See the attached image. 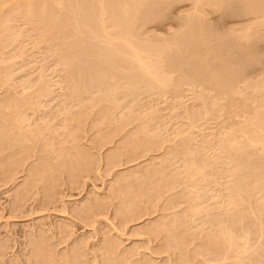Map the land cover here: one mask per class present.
Segmentation results:
<instances>
[{"label":"rangeland","instance_id":"374dc122","mask_svg":"<svg viewBox=\"0 0 264 264\" xmlns=\"http://www.w3.org/2000/svg\"><path fill=\"white\" fill-rule=\"evenodd\" d=\"M188 1L148 0L121 32L167 85L106 36L69 73L39 16L0 5V264H264V8ZM78 18L64 43L84 53Z\"/></svg>","mask_w":264,"mask_h":264},{"label":"bare ground","instance_id":"6f19581e","mask_svg":"<svg viewBox=\"0 0 264 264\" xmlns=\"http://www.w3.org/2000/svg\"><path fill=\"white\" fill-rule=\"evenodd\" d=\"M75 1V0H74ZM148 1V0H147ZM147 1H145V0H80V1H78V0H76V2H73L72 0H69V9L70 10H67V6H66V1L65 0H41V1H39V0H0V5H6L7 7L9 6L8 4H10V6L11 5H13L14 6V4L15 5H17L18 7H17V13L16 14H18V12L19 11H24L25 13H26V15H28V16H30V17H40L41 19H39L40 20V22L39 23H42L43 24V26L45 27V30L44 31H46V33H47V36L48 37H46V38H48V39H50V40H52V41H58V42H62V47H61V50H60V55L62 54V56L64 55V57H63V59H64V63H65V67H68V72L69 73H71V71L76 75H80L81 73H83V71L85 72V70H86V68H88V67H83L81 64H80V62H81V60H82V56L83 55H93L92 57L94 58V55H95V51L96 50H98L100 47H98L97 45H95V43H92V42H96L95 40L96 39H98L99 40V38H100V40L102 41V39L106 36V39H105V42H107L106 44L109 46H107V45H105L104 44V42H101L104 46H107V47H105L106 49V51L108 52H104L102 49V51L106 54H109L110 52L112 53V54H114V53H116V54H114V56L115 55H117L118 54V56L117 57H120V55L122 54V57L124 56L125 58H127L126 60H128V62H131V63H133L134 61V63L133 64H138V67L142 70H140V72H145L147 75H145V73H140V74H144L145 75V77L146 76H148V77H157V80H158V78H159V75H158V73L156 72L155 73V71H156V67H155V65H152V63H151V65H149L145 60H147V59H143V55L144 56H146V54L148 53V52H151V50L150 51H148V49L147 50H144V48H143V50L140 48V50L137 48H135L134 46V44H133V40H131V43H129V41H130V39H129V41H127L126 40V36L124 37V35L122 36V33L121 32H126V30L127 29H132V27L131 28H129L130 26H133V25H130V22L132 21V17H135L134 15H135V13H137V14H140L141 12L143 13L144 11H143V8L145 7V10H146V6L148 5H145L144 4V2L145 3H147ZM150 1V0H149ZM164 1V0H163ZM183 1V0H182ZM185 1V0H184ZM188 1V0H187ZM232 1V0H231ZM242 1H244V0H241V2ZM248 2H249V0H247ZM28 2V3H27ZM29 2H31V3H29ZM37 2H41V4H36ZM67 2H68V0H67ZM157 2V1H156ZM160 2V1H159ZM178 2V1H177ZM190 1H188V3H189ZM198 2V1H197ZM200 3H202V1H199ZM215 2H216V0H215ZM224 2V1H223ZM225 2H227V0L225 1ZM238 2V1H237ZM247 2V3H248ZM11 3H14V4H11ZM26 3V4H25ZM169 4H170V1L168 2ZM194 3V2H193ZM206 3H208L207 1H206ZM235 3V2H234ZM233 3V4H234ZM240 3V2H239ZM239 3H237V4H239ZM27 4H28V6H27ZM151 4V3H150ZM159 4V3H158ZM157 4V5H158ZM173 4H175V2L173 3ZM198 4V3H197ZM215 4V3H214ZM219 4H220V2H219ZM222 4V3H221ZM232 4V3H231ZM230 4V5H231ZM232 4V5H233ZM4 5H3V8H4ZM25 5H26V7H25ZM145 5V6H144ZM165 6H166V4H164ZM176 5H178L177 3H176ZM227 5V4H226ZM244 5H245V3H244ZM149 6V5H148ZM189 6V5H188ZM202 6H204L203 4H202ZM207 6V5H206ZM212 6V8H213V6L214 5H211ZM242 6V5H241ZM150 7V6H149ZM153 7V6H152ZM156 7V6H155ZM169 7H170V5H169ZM215 7H216V4H215ZM214 7V8H215ZM221 7V6H220ZM235 7H238V6H235ZM243 7V6H242ZM8 8H10V7H8ZM14 8V7H13ZM154 8V7H153ZM157 8V7H156ZM164 8V7H163ZM200 8V7H199ZM211 8V7H210ZM218 8V7H217ZM223 8V7H222ZM228 8V7H227ZM230 8V7H229ZM244 8V7H243ZM263 8H264V6H263V2H261V1H259V0H251V2L248 4V9H247V13L248 14H251V15H254L255 16V18L256 17H259L260 18V16H262L263 17V15H264V13H262V11H261V9L263 10ZM1 10H2V8H1ZM0 10V11H1ZM4 10H6V8H4ZM3 10V11H4ZM10 10H11V8H10ZM14 10H16V6H15V8H14ZM158 10H161V8H159L158 7ZM193 10H194V8H193ZM195 10H196V8H195ZM200 10H201V8H200ZM203 10H204V8H203ZM232 10H233V8H232ZM232 10H230V11H232ZM246 10V7L244 8V11ZM7 11V10H6ZM12 11V10H11ZM150 11V10H149ZM149 11H146V12H149ZM163 11V10H162ZM168 11V10H167ZM205 11V10H204ZM217 10H215V12H216ZM220 11V10H219ZM227 11H229V10H227ZM226 11V12H227ZM2 12V11H1ZM67 12H69L70 14H71V16H72V19H74V22H75V19H77L78 17H83V18H78V20H79V23H82V22H80V19H82V21H83V24L85 23L84 22V20L83 19H85V17H86V20H87V18H90V29L91 30H89V28L87 27V30L86 31H89V33H87L86 35H83V37H80V38H83L84 40H86L87 39V41H90V43H91V47H89L88 46V48H89V50L87 51V52H84L83 53V50H81V48L79 47V49H78V46H80L79 45V43L77 42V46L76 47H74V46H71V44L70 45H68V44H65L64 42H66L65 41V39H67L68 37H70L71 36V34H73V32H70L71 31V29H67L66 27H69V25H70V22L72 21V19L71 18H68V16L67 15H70V14H68ZM156 12V11H155ZM194 12V11H193ZM211 12V11H210ZM213 12V11H212ZM214 12V13H215ZM218 12V11H217ZM234 12V11H233ZM243 12V11H242ZM246 12V11H245ZM4 13H6V12H4ZM20 14H21V12H19ZM23 13V12H22ZM151 13H152V11H151ZM157 13V12H156ZM161 13V11L158 13V14H160ZM164 13V12H163ZM213 13V14H214ZM235 13V12H234ZM261 13L263 14V15H261ZM1 14H3V13H1ZM8 14H9V11H8ZM11 14V13H10ZM108 15V17H106L108 20H104V15ZM144 14V13H143ZM147 13H145L144 15H146ZM154 14V13H153ZM152 14V15H153ZM192 14V13H191ZM195 14H196V12H195ZM201 14H202V11H201ZM211 14V13H210ZM229 14V13H228ZM247 14V15H248ZM7 15V14H6ZM5 15V16H6ZM12 15V14H11ZM25 15V14H24ZM98 15H100V17H97ZM151 15V14H150ZM151 15V16H152ZM194 15V14H193ZM207 15V14H206ZM215 15V14H214ZM231 16L233 15V14H230ZM235 15H236V13H235ZM2 16V15H1ZM4 16V17H5ZM147 16H148V14H147ZM190 16V15H189ZM188 16V17H189ZM192 16V15H191ZM197 16V15H196ZM222 16H224L223 14L220 16V17H222ZM239 16V15H238ZM7 17V16H6ZM16 17V16H15ZM144 17V16H143ZM180 17V16H179ZM211 17V16H210ZM225 17H227V16H225ZM228 17H230V16H228ZM237 17V16H236ZM3 18V17H2ZM95 18L97 19V18H99V21H98V19H97V21H95ZM149 17H147V19H148ZM152 20H153V18L152 17H150ZM182 18H183V16H182ZM194 18H196V17H194ZM206 18V17H205ZM223 18V17H222ZM251 18V17H250ZM1 19V18H0ZM6 19H8V18H6ZM13 19V18H12ZM31 19V18H30ZM29 19V20H30ZM135 19V18H134ZM143 19H145V18H143ZM177 19H179V18H177ZM184 19H185V17H184ZM189 19V18H188ZM191 19V18H190ZM193 19V18H192ZM236 19V18H235ZM9 20V19H8ZM32 20V19H31ZM146 20V19H145ZM157 20V19H156ZM183 20V19H182ZM187 20V19H186ZM198 19L196 18V20L195 21H197ZM224 20V19H223ZM226 20V19H225ZM255 20H257V19H255ZM2 21H4V20H2ZM141 21H143V20H141ZM147 21V20H146ZM158 21V20H157ZM161 21V20H160ZM191 21V20H190ZM192 21H194V20H192ZM199 21V20H198ZM204 21V20H203ZM202 21V22H203ZM4 22H6V21H4ZM34 22V21H33ZM38 22V21H37ZM73 22V23H74ZM89 22V21H88ZM109 22V26H110V22H112V24L113 23H115V24H117V26L116 27H114V25L115 24H113V26L112 27H114L115 29H113V28H111V30L113 31H115V30H117L118 31V34H119V38H118V36H114L116 39L118 38V40H116L115 41V38L113 39V40H111L110 38H113V37H109L108 36V31H110V30H108V26L106 25V27H104L103 25L105 24V23H108ZM136 22H138V21H136ZM181 22V21H180ZM185 22V21H184ZM77 22H75V24H76ZM133 23V22H132ZM131 23V24H132ZM146 23V22H145ZM150 23V22H149ZM152 23V22H151ZM149 24V25H152V24ZM153 23H155V21H153ZM171 23V22H170ZM191 23V22H190ZM207 23V22H206ZM224 23V22H223ZM226 23V22H225ZM8 24V23H7ZM6 24V25H7ZM75 24H73V25H75ZM83 24H82V26H83ZM89 24V23H88ZM88 24H87V26H88ZM111 24V25H112ZM135 24V23H134ZM140 23H138V25H139ZM147 24H148V22H147ZM162 24V23H161ZM199 24V23H198ZM204 24V23H203ZM256 24H258V23H256ZM2 25H3V23H2ZM32 25V24H31ZM34 25V24H33ZM41 25V24H40ZM86 25V24H85ZM148 25V26H149ZM158 25H160L159 23H158ZM163 25H164V23H163ZM188 25H189V23H188ZM76 26H79L78 24H76ZM80 26H81V24H80ZM78 27V28H84L85 26H83V27ZM141 26V25H140ZM152 26H154V24L152 25ZM192 26V25H191ZM197 26V25H196ZM210 26V25H209ZM2 27V26H1ZM10 27V26H9ZM134 27V26H133ZM136 27V26H135ZM160 27V26H159ZM227 27V26H226ZM256 27V26H255ZM43 28V27H42ZM41 28V29H42ZM73 28V27H72ZM75 28V27H74ZM106 28H107V31H106ZM138 28V27H137ZM136 28V29H137ZM154 28V27H153ZM3 29V28H2ZM84 29H86V28H84ZM84 29H81V30H84ZM109 29H110V27H109ZM185 29V28H184ZM9 30V29H8ZM43 30V29H42ZM73 30V29H72ZM75 30V29H74ZM79 30V29H78ZM77 30V28H76V31H78ZM120 30V31H119ZM138 30V29H137ZM180 30V29H179ZM194 30V29H193ZM197 30V29H196ZM204 30H206V29H204ZM233 30V29H232ZM239 30V29H238ZM39 31V30H38ZM75 31V33H77ZM112 31H111V33H112ZM113 31V32H114ZM128 31V30H127ZM182 31V30H181ZM200 31L201 30H199V31H197L198 33H200ZM240 31V30H239ZM116 32V31H115ZM192 32V31H191ZM194 32V31H193ZM5 33H7V31L5 32ZM4 33V34H5ZM13 33V32H12ZM41 33V32H40ZM45 33V32H44ZM45 33V34H46ZM86 33V32H85ZM128 34L129 33H131V32H127ZM133 33V32H132ZM131 33V34H132ZM139 33V32H138ZM142 33H144V32H142ZM178 33V32H177ZM181 33V32H180ZM190 33V32H189ZM188 33V34H189ZM213 33V32H212ZM241 33V32H240ZM81 34V33H80ZM107 34V35H106ZM124 34H126V33H124ZM127 34V35H128ZM140 35H141V32L139 33ZM149 34V33H148ZM147 34V35H148ZM175 33H173V35H174ZM207 34V33H206ZM209 34V33H208ZM217 34V33H216ZM9 35H10V33H9ZM12 35V34H11ZM78 35V34H77ZM82 35V34H81ZM80 35V36H81ZM113 35H115V33L113 34ZM117 35V34H116ZM121 35V36H120ZM151 35V34H150ZM154 36H155V33L153 34ZM170 35V34H169ZM181 35V34H180ZM183 35V34H182ZM186 35V34H185ZM190 35V34H189ZM192 35H193V33H192ZM191 35V36H192ZM195 35H196V32H195ZM202 35H204V34H202ZM211 35V34H210ZM1 36V35H0ZM4 36V35H3ZM43 36V35H42ZM129 36V35H128ZM133 36V35H132ZM139 36V35H138ZM142 36V35H141ZM213 36V35H212ZM218 36V35H217ZM45 37V36H44ZM107 37H108V39H107ZM131 37V36H130ZM148 37V36H147ZM152 38H153V36H151ZM185 37V36H184ZM226 37V36H225ZM230 37H232V36H230ZM229 37V38H230ZM241 37V36H240ZM4 38H5V36H4ZM15 38V37H14ZM74 38V37H73ZM137 38V37H136ZM155 38V37H154ZM154 38H153V40H154ZM158 38V37H157ZM198 38V37H197ZM205 38H206V36H205ZM214 38V37H213ZM223 38H224V36H223ZM7 39V38H6ZM70 39V38H69ZM74 39H76V38H74ZM132 39V38H131ZM140 39H141V37H140ZM184 39V38H183ZM187 39V38H186ZM189 39V38H188ZM244 39V38H243ZM250 39V38H249ZM3 40V39H2ZM9 40H10V38H9ZM99 40V41H100ZM108 40V41H107ZM143 40V39H142ZM144 40H146V39H144ZM143 40V41H144ZM149 40V39H148ZM150 40H151V38H150ZM176 40H177V38H176ZM196 40V39H195ZM200 40V39H199ZM201 40L202 41H204L202 38H201ZM200 40V41H201ZM209 40H210V38H209ZM5 41V40H4ZM70 41V40H69ZM82 41V40H81ZM103 41H104V39H103ZM115 41V42H114ZM135 41V40H134ZM179 41V40H178ZM184 41V40H183ZM249 41V40H248ZM86 42V41H85ZM98 42V41H97ZM139 42V41H138ZM150 42V41H149ZM186 42V41H185ZM189 42V41H188ZM188 42H187V44H188ZM67 43H69V42H67ZM74 43V42H73ZM82 43V42H81ZM89 43V42H88ZM175 43V42H174ZM179 43V42H178ZM177 43V44H178ZM192 43V42H191ZM194 43V42H193ZM83 44V43H82ZM82 44H81V46H82ZM97 44V43H96ZM102 44L100 45V46H102ZM137 44V43H136ZM141 45H144V43L142 44V43H140ZM139 44V45H140ZM150 44V43H149ZM161 43H159V45H160ZM166 45H168V43H165ZM164 44V45H165ZM87 45V44H86ZM134 45V46H133ZM150 45H153V43L152 44H150ZM163 45V46H164ZM173 45H176V44H173ZM191 45V44H190ZM204 45V44H203ZM209 45V44H208ZM145 46V45H144ZM157 46H158V44H157ZM157 46H156V49H157ZM169 46V45H168ZM182 46V45H181ZM184 46V45H183ZM210 46V45H209ZM226 46V45H225ZM139 47V46H138ZM141 47V46H140ZM167 47V46H166ZM173 47V46H172ZM206 47V46H205ZM208 47V46H207ZM83 48H85V43H84V47ZM88 48H85V49H88ZM98 48V49H97ZM102 48V47H101ZM149 48V47H148ZM150 48H153V46L152 47H150ZM162 48V47H161ZM161 48L159 49V50H161ZM169 48V47H168ZM174 48V47H173ZM180 48V47H179ZM190 48H191V46H190ZM200 48H202V47H200ZM204 48V47H203ZM84 49V50H85ZM146 49V48H145ZM163 49H165V48H163ZM175 49V48H174ZM177 49V48H176ZM208 49H210V48H208ZM230 49V48H229ZM137 50V51H136ZM153 50V52H154V48L152 49ZM158 50V49H157ZM158 50V51H159ZM169 50V49H168ZM205 50H207V49H205ZM211 50H213V49H211ZM102 51L101 52H99V53H102ZM147 51V53H145ZM161 51H163V50H161ZM160 51V52H161ZM165 51V50H164ZM202 51V50H201ZM144 52V53H143ZM152 52V53H153ZM182 52V51H181ZM180 52V53H181ZM215 52V51H214ZM229 52V51H228ZM96 53H98V52H96ZM186 53V52H185ZM187 53H189V52H187ZM186 53V54H187ZM194 53V52H193ZM207 53V52H206ZM212 53V52H211ZM219 53V52H218ZM120 54V55H119ZM149 54H151V53H148L147 55H149ZM158 54V53H157ZM209 54V53H208ZM99 55V54H98ZM128 55H130L129 57H127ZM131 55H132V57H131ZM162 55H164V54H162ZM173 55H175V54H173ZM177 55V54H176ZM190 55V54H189ZM205 55V54H204ZM245 55V54H244ZM153 56V55H152ZM221 56V55H220ZM226 56V55H225ZM99 57H101V56H99ZM113 57V56H112ZM131 57V58H130ZM149 57V56H148ZM158 57H159V54H158ZM190 57V56H189ZM188 57V58H189ZM87 58H88V56H87ZM102 58V57H101ZM124 58V59H125ZM130 58V59H129ZM135 60H134V59ZM161 58V57H160ZM231 58V57H230ZM250 58V57H249ZM132 59H133V61H132ZM156 59H157V57H156ZM193 59H195V58H193ZM215 59V58H214ZM85 60V59H84ZM116 60V59H115ZM121 60H122V58H121ZM130 60V61H129ZM158 60V59H157ZM90 61H92L93 62V60H90ZM105 61V60H104ZM124 61V60H123ZM155 61V60H154ZM176 61V60H175ZM181 61H182V59H181ZM180 61V62H181ZM186 61V60H185ZM200 61V60H199ZM258 61V60H257ZM84 62V61H83ZM89 62V61H88ZM87 62V63H88ZM99 62V61H98ZM108 62V61H107ZM118 61H116V63H117ZM120 62V61H119ZM122 62V61H121ZM171 62H173V61H171ZM217 62V61H216ZM219 62V61H218ZM223 62V61H222ZM86 63V62H85ZM91 63V62H90ZM97 63V62H96ZM95 63V64H96ZM102 63V62H101ZM115 63V64H116ZM126 63H127V61H126ZM191 63V62H190ZM202 63V62H201ZM206 63V62H205ZM245 63V62H244ZM95 64L94 65H92L91 64V66H94L93 68L95 69L96 68V66H99L100 65V63H99V65H97L96 64V66H95ZM103 64V63H102ZM106 65H107V63H105ZM112 64H113V62H112ZM121 64V63H120ZM119 63H118V66L120 65ZM122 64H125V62L124 63H122ZM148 64V65H147ZM154 64H156V61H155V63ZM176 64V63H175ZM215 64V63H214ZM225 64V63H224ZM117 65V64H116ZM125 65H127V64H125ZM132 65V64H131ZM207 65V64H206ZM223 65V64H222ZM87 66V65H86ZM90 66V65H89ZM108 66H109V64H108ZM130 66V65H129ZM133 66V68H134V66H135V69L137 68L138 69V67H136L137 65H132ZM150 66H154L153 68H155V69H152V67H150ZM199 66V65H198ZM214 66V65H213ZM105 67V66H104ZM111 67H113L112 65H111ZM120 67H121V65H120ZM119 67V68H120ZM90 68V67H89ZM93 68H91V69H93ZM97 68H99V67H97ZM122 68H123V66H122ZM192 68V67H191ZM190 68V69H191ZM93 69V70H94ZM108 69V68H107ZM113 69H115V68H113ZM121 69V68H120ZM127 69V68H126ZM134 69V70H135ZM188 69V68H187ZM199 69V68H198ZM207 69H208V67H207ZM67 70V69H66ZM117 70V69H116ZM121 70H123V69H121ZM125 70V69H124ZM133 70V69H132ZM139 70V69H138ZM157 70H159V69H157ZM193 70H194V68H193ZM102 71V70H101ZM111 71V70H110ZM128 71V70H127ZM131 71V70H130ZM130 71H129V73H130ZM176 71V70H175ZM192 71V70H191ZM206 71V70H205ZM86 72H88V70H86ZM95 72V71H94ZM93 72V73H94ZM106 72V71H105ZM108 72V71H107ZM120 72V71H119ZM193 72V71H192ZM204 72V71H203ZM207 72V71H206ZM72 73V74H73ZM90 73V72H89ZM92 73V72H91ZM138 73V72H137ZM180 73V72H179ZM198 73H199V71H198ZM205 73V72H204ZM208 73V72H207ZM214 73V72H213ZM226 73V72H225ZM228 73H229V70H228ZM250 73V72H249ZM85 74V73H84ZM102 74H105V73H102ZM125 74V73H124ZM126 74H128V73H126ZM210 74V73H209ZM112 75V74H111ZM135 75H136V73H135ZM143 75V76H144ZM157 75V76H156ZM165 75V74H164ZM214 75V74H213ZM81 77L83 76V75H80ZM85 76V75H84ZM87 76V75H86ZM101 76V75H100ZM105 76V75H104ZM131 76V75H130ZM140 76V75H139ZM166 76V75H165ZM206 76V75H205ZM210 76V75H209ZM231 76V75H230ZM79 77V76H78ZM117 77H119L118 75H117ZM127 77H128V75H127ZM132 77V76H131ZM192 77H194V76H192ZM198 77V76H197ZM203 77V76H202ZM229 77V76H228ZM74 78V77H73ZM76 78V77H75ZM74 78V79H75ZM101 78V77H100ZM114 78H115V75H114ZM130 78V77H129ZM140 78V77H139ZM170 78V77H169ZM169 78H166V80L165 81H167L168 82V79ZM210 78V77H209ZM83 79V78H82ZM86 79V78H85ZM89 78L87 77V80H88ZM92 79H94V78H92ZM118 79V78H117ZM133 79H134V77H133ZM188 79V78H187ZM237 79V78H236ZM76 80V79H75ZM98 80V79H97ZM104 80V79H103ZM127 80V79H126ZM130 80V79H129ZM128 80V81H129ZM160 80H161V78H160ZM160 80H158V85L160 84V85H163V84H161V83H163L164 82V84L165 85H167L166 83L167 82H165L164 81V79L162 78V80H163V82H160ZM195 80V79H194ZM209 80V79H208ZM217 80V79H216ZM79 81H81V83H82V80L80 79ZM89 81V80H88ZM91 81V80H90ZM118 81H120V80H118ZM133 81V80H132ZM140 81H141V78H140ZM172 81V80H171ZM182 81V80H181ZM193 81V80H192ZM215 81V80H214ZM231 81V80H230ZM236 81V80H235ZM76 82V84H77V82H78V80L77 81H75ZM94 82V81H93ZM137 82V81H136ZM156 83V80L154 81L153 80V83ZM198 82H200V81H198ZM217 82V81H216ZM232 82V81H231ZM74 83V82H73ZM80 83V84H81ZM83 83H84V81H83ZM88 83V82H87ZM142 83H144V82H142ZM169 83V82H168ZM183 83H185V82H183ZM205 83V82H204ZM239 83V82H238ZM92 84V83H91ZM172 84V83H171ZM253 84V83H252ZM89 85V84H88ZM157 84H156V86H158ZM205 85H207V84H205ZM82 86H83V84H82ZM220 86V85H219ZM260 86H262V85H260ZM89 87V86H88ZM87 87V88H88ZM128 87V86H127ZM218 87V86H217ZM253 87V86H252ZM75 88V87H74ZM76 88L78 89V86H76ZM75 88V89H76ZM82 88V87H81ZM86 88V89H87ZM166 88V87H165ZM77 89L75 90V91H77ZM80 89V88H79ZM85 89V88H84ZM220 89V88H219ZM257 89H258V87H257ZM259 90H260V87H259ZM233 91V90H232ZM253 91H254V89H253ZM79 92V91H78ZM257 92V91H256ZM226 94H227V92H226ZM109 98V97H108ZM110 99V98H109ZM114 99V98H113ZM115 100V99H114ZM116 104V103H115ZM261 115V114H260ZM263 115V114H262ZM264 118V117H263ZM262 121H264V120H262ZM261 123V122H260ZM255 126V125H254ZM261 126V125H260ZM264 126V125H263ZM256 128V127H255ZM263 128V127H262ZM262 128H261V131H262ZM258 129H260V128H258ZM254 130V129H253ZM259 131V130H258ZM246 132V131H245ZM255 132V131H254ZM248 133H249V131H248ZM259 133H261V132H259ZM248 137V136H247ZM255 137L256 138H258L257 136H256V134H255ZM245 138V137H244ZM250 139V138H249ZM261 139V138H260ZM247 140V139H246ZM234 141V140H233ZM243 141V140H242ZM249 142V141H248ZM232 143V142H231ZM231 143H229L230 145H232ZM245 143V142H244ZM247 143V142H246ZM245 143V144H246ZM250 143V142H249ZM261 143V142H260ZM254 144H256V143H254ZM236 145H237V143H236ZM240 145V144H239ZM261 145H263V144H261ZM238 146V145H237ZM247 146V145H246ZM254 147V146H253ZM256 147V146H255ZM259 147V146H258ZM238 148V147H237ZM239 149H241V148H239ZM252 149V148H251ZM250 149V150H251ZM230 150H232V149H230ZM242 150V149H241ZM247 150V149H246ZM263 150V149H262ZM234 151V150H233ZM236 151V150H235ZM234 151V152H235ZM253 151V150H252ZM256 151V150H255ZM231 153V152H230ZM233 153V152H232ZM231 153V154H232ZM250 153V152H249ZM236 154V153H235ZM241 154V153H240ZM238 155V154H237ZM263 155V154H262ZM242 158H243V156H241ZM263 157V156H262ZM249 165V164H248ZM247 165V166H248ZM253 166V165H252ZM255 166H257V165H255ZM259 166V165H258ZM243 167V166H242ZM256 167H254V169H255ZM244 169H245V167H244ZM247 169V168H246ZM249 170H251L250 168H249ZM253 171V170H252ZM251 172V171H250ZM245 173V172H244ZM246 173H248V172H246ZM260 173V172H259ZM255 174V173H254ZM253 174V176H255ZM249 175H250V173H249ZM252 175V174H251ZM242 176V175H241ZM244 176V175H243ZM256 176H259V174L258 175H256ZM261 177V176H260ZM239 178V177H238ZM234 179H235V177H234ZM246 179H248V178H246ZM252 177H251V181H252ZM258 179V178H257ZM244 180V182H245V178L243 179ZM255 180V179H254ZM257 181V180H256ZM249 183V182H248ZM254 183H255V181H254ZM257 183H259V181L257 182ZM264 183V182H263ZM240 184V183H239ZM250 184V183H249ZM262 184V183H261ZM242 185H244L243 183H242ZM248 186V185H247ZM245 187V186H244ZM252 187V186H251ZM236 189V188H235ZM238 190H240L241 191V189H238ZM243 190V189H242ZM249 190V189H248ZM235 191V190H234ZM245 191V190H244ZM247 191V190H246ZM248 192V195H249V191H247ZM239 193H241V192H239ZM245 193V192H244ZM243 194V193H242ZM238 195V194H237ZM247 195V196H248ZM243 196V195H242ZM251 196V195H250ZM253 196V195H252ZM240 197V196H239ZM246 197V196H245ZM238 198V197H237ZM253 198V197H252ZM247 199V198H246ZM244 200H242V202H243ZM241 202V201H240ZM250 202H251V200H250ZM247 204V203H246ZM243 206V205H242ZM238 207V206H237ZM239 210V209H238ZM241 211V210H240ZM237 212V211H236ZM242 212V211H241ZM236 214V213H235ZM239 213H237V215H238ZM243 215V214H242ZM239 217V216H238ZM244 217V216H243ZM236 219H237V217H236ZM242 219V218H241ZM235 241V240H234ZM230 242H232L231 240H230ZM238 242V241H237ZM236 243V242H235ZM224 244V243H223ZM226 244V243H225ZM237 244V243H236ZM235 244V245H236ZM230 245H231V243H230ZM233 245V244H232ZM222 247V246H221ZM229 247V246H228ZM236 247V246H235ZM223 248V247H222ZM230 248V247H229ZM232 249H233V247H232ZM239 249V248H238ZM238 249H237V252H238ZM225 250H229V251H231L230 249H225ZM240 250V249H239ZM233 251V250H232ZM241 251V250H240ZM229 253V252H228ZM239 253V252H238ZM237 254V253H236ZM226 255V254H225Z\"/></svg>","mask_w":264,"mask_h":264}]
</instances>
